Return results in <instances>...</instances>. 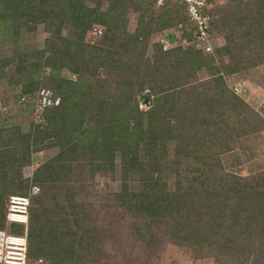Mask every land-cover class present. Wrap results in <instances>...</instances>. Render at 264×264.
Listing matches in <instances>:
<instances>
[{
    "label": "trees",
    "instance_id": "1",
    "mask_svg": "<svg viewBox=\"0 0 264 264\" xmlns=\"http://www.w3.org/2000/svg\"><path fill=\"white\" fill-rule=\"evenodd\" d=\"M156 2L0 0V30L15 45V56L0 50V80L14 64L22 95L50 90L59 101L43 106L45 123L27 133L0 128V230L27 234L29 264H104V238L77 200L76 176L89 170L92 177L122 173L113 196L136 219L139 236L167 220L176 246L227 255L231 264H264V170H253L264 117L225 77L264 63V0L209 1L211 34H226L220 64L196 48L197 28L184 6L168 0L157 9ZM130 12L139 15L133 33ZM94 25L106 29L102 46L86 43ZM40 27L50 34L44 48L22 46L21 36ZM172 27L181 35L171 33V43L191 45L164 50L157 43L146 57L152 35ZM143 95L153 99L147 111L139 106ZM53 148L58 154L32 176L41 187L33 196L23 169L33 154ZM12 196L31 199L29 223L18 232L7 229Z\"/></svg>",
    "mask_w": 264,
    "mask_h": 264
},
{
    "label": "rangeland",
    "instance_id": "2",
    "mask_svg": "<svg viewBox=\"0 0 264 264\" xmlns=\"http://www.w3.org/2000/svg\"><path fill=\"white\" fill-rule=\"evenodd\" d=\"M216 2L217 5L223 6L227 5L228 0H216ZM164 4H159L157 1L155 7L160 9ZM108 5V1H104L102 3L103 9H106ZM213 8L212 6L206 10ZM138 21L139 15L130 12L128 15L129 32L133 33L136 30ZM105 31L104 26L94 25L86 36V43L93 46H102ZM171 33L177 38L181 35L179 27H172L171 30L153 34L147 48L146 57L152 58L154 56V45L157 43H162L164 50H171L180 45H191V43L178 39L175 43H171L168 38ZM4 34L5 37H3ZM49 36L50 34L43 27H40L34 33L22 35L20 43L26 48H44ZM211 39L213 52L207 54V56L214 57L218 62L217 64H220L222 60L219 49L227 45L226 34H211ZM195 45L197 49L200 47L197 46V43ZM0 50L6 57L15 56V45L6 29L0 30ZM231 63L232 59L230 57L225 58V65ZM7 72L9 78L0 80V128H19L22 133H27L31 131L33 126L45 123L41 103L44 90L22 95V84H15L18 79L16 66L14 64L10 65ZM47 73H49V70ZM62 76L72 81L77 80V75H72L68 71H63ZM202 76H205V74H202ZM225 77L230 89L264 117V63L253 69L243 70V72L226 75ZM139 100L141 110L147 111L150 109L149 106L144 104V101L140 98ZM149 101H153V99L151 98ZM261 136V155L257 159V164L253 170H264V131ZM58 152V148H53L33 154L34 162L23 169V177L30 180L31 190L33 187H39V194L41 193V187L32 184V176L39 166L57 155ZM241 173L247 176L250 174V169L244 168ZM92 175L93 171L89 170L84 171L80 176H76L78 179L76 193L77 200L79 199L80 203L93 217L100 234L104 238L106 251L101 255L104 264H231L227 260L230 258L227 255H219L216 258L208 252L206 254L200 253L194 247L188 245L180 247L171 243L167 232H165L168 228L167 220L148 228L142 236H139L135 225L136 219L124 207H121L113 196V193L120 191L122 188L124 181L122 173L118 171L115 175L95 174L94 177ZM133 181L130 179L129 183ZM7 229L11 232H18L20 226L9 224ZM42 260L44 264H48L46 260ZM31 264H36V262L32 260ZM239 264H250V262L240 261Z\"/></svg>",
    "mask_w": 264,
    "mask_h": 264
},
{
    "label": "built area",
    "instance_id": "3",
    "mask_svg": "<svg viewBox=\"0 0 264 264\" xmlns=\"http://www.w3.org/2000/svg\"><path fill=\"white\" fill-rule=\"evenodd\" d=\"M164 4L168 0H157ZM187 9L189 17L197 28V46L205 55L213 52L211 39L210 17L205 14V8L210 0H171ZM214 1V0H213ZM97 34V32H95ZM41 103L43 106L58 105L59 101L53 102L49 91L42 92ZM39 187H33L31 195L39 194ZM31 199L26 196H12L6 214L9 224L27 226L29 223ZM28 237L16 235L0 230V264H29L28 263ZM38 264H43L39 261Z\"/></svg>",
    "mask_w": 264,
    "mask_h": 264
},
{
    "label": "water",
    "instance_id": "4",
    "mask_svg": "<svg viewBox=\"0 0 264 264\" xmlns=\"http://www.w3.org/2000/svg\"><path fill=\"white\" fill-rule=\"evenodd\" d=\"M140 99H141L142 101H144V104H145L146 106H148V104H149V98H148L147 95L140 96Z\"/></svg>",
    "mask_w": 264,
    "mask_h": 264
}]
</instances>
